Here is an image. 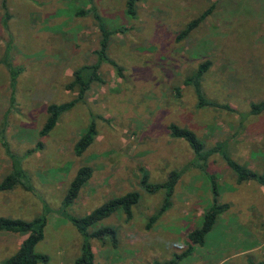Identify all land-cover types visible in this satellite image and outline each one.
I'll use <instances>...</instances> for the list:
<instances>
[{"label":"rangeland","instance_id":"374dc122","mask_svg":"<svg viewBox=\"0 0 264 264\" xmlns=\"http://www.w3.org/2000/svg\"><path fill=\"white\" fill-rule=\"evenodd\" d=\"M123 1L4 0V9L0 0V130L6 143L4 149L0 145V179L10 169L8 149L30 186L0 190V216H46L34 250L48 260L38 264H73L79 253L81 237L59 209L83 165L91 175L64 214L82 216L112 197L131 190L139 194L128 220L118 210L97 223L114 227L117 242L112 247L90 239L93 264H151L187 249L186 234L199 224L212 193L191 163L190 147L169 136L168 124L190 129L204 149L224 141L225 154L264 175V110L250 113V104L264 98V0H140L134 17L124 14ZM208 8L202 21L176 38ZM78 9L89 12L76 16ZM92 11L107 29L123 28L110 35L106 49L115 67L100 63V81L91 82L83 98L39 136L46 106L76 95V88H66L73 69L96 59L100 35ZM3 60L16 70L11 85ZM203 60L210 65L198 81L199 91L213 105L198 107L194 83L185 78ZM91 120L96 135L77 155L73 145ZM204 166L215 176L217 202L228 208L202 245H194L177 264L264 263L262 188L252 180L237 183L221 151ZM171 170L180 175L170 205L146 228L164 190L147 193L139 177L144 172L156 183ZM20 237L0 233V261Z\"/></svg>","mask_w":264,"mask_h":264},{"label":"trees","instance_id":"16d2710c","mask_svg":"<svg viewBox=\"0 0 264 264\" xmlns=\"http://www.w3.org/2000/svg\"><path fill=\"white\" fill-rule=\"evenodd\" d=\"M140 0H124V14L128 17H134L136 13V4ZM2 7L5 9L6 5L4 0L1 3ZM210 11V8L201 12L195 18L191 19L185 24V26L178 32L176 38L180 39L186 36L191 29H193L200 21L204 19L206 14ZM88 10L78 9L74 11V15L82 16L88 13ZM92 17L95 20L97 29L99 31V40L98 46L93 51L95 54V61L88 65H81L73 69L72 78L66 84V88L76 92L74 98L69 101L54 104L50 103L46 106V117L38 130V135H46L49 130L54 126L58 115L72 107V105L83 98L87 90L89 89L90 83L93 81H100V78L97 73V69L102 62H107L114 66V61L109 59L106 54V49L109 42L110 35L116 31H122L123 28L119 27L115 30H109L106 28L103 20L100 15L95 11L91 12ZM4 18H7V13L4 11ZM4 66L7 70L11 72L9 84L11 85L12 79L14 77V70L12 65L3 60ZM210 65L209 60H203L196 65L194 73L190 77L185 78V82H193L194 88L197 96V106L204 107L207 105H213L211 101L204 100L202 93L199 91V79L208 69ZM11 66V67H10ZM12 68V69H11ZM264 110V98L261 99L258 103L250 104V113L256 114ZM169 136L172 138L183 139L188 146L190 147L193 153L192 164H196L200 172L208 180L210 190L212 193V202L210 205L205 207L201 213V219L197 227L191 229L186 234L187 240V249L180 253L175 254L171 258L164 261H155L151 264H177L181 258L185 257L190 249L194 245H202L204 235L210 230L212 224L214 223L216 217L225 211L228 208L227 203L217 202V183L215 181V176L209 174L205 170L204 161L213 153L222 152L224 162L227 167L232 171L235 176V181L240 183L242 181H254L259 184L264 191V175L256 173L255 171L249 169L243 164H240L233 159H231L227 154L222 150L225 146L224 141H219L210 148H203L202 142L195 136V134L188 128L183 126H178L174 123L168 124L167 126ZM96 135V130L94 129V122L91 120L83 132L80 134L78 139L73 145V151L75 154L80 155L82 151L92 142L94 136ZM4 135L2 130H0V145L5 147L4 144ZM36 147L39 146V142L36 143ZM221 147V150H219ZM30 151V150H28ZM9 160H10V169L9 171L0 179V190H10L16 185H19L25 190H30L29 184L24 180L26 178L25 171L20 167V162L17 159L13 158V155L5 150ZM14 154V153H13ZM91 175V169L88 166H80L72 179L69 181L64 196L61 201V207L59 212L64 216V218L74 227L76 232L81 236V242L79 246V253L73 260V264H93V254L90 247V239H96L100 242H109L113 247L116 242V229L112 226L106 225H97V223L107 217L108 215L121 211L125 215L126 220L131 216V207L138 201L139 194L137 191H128L124 194L112 197L100 205L89 211L87 214L82 216H70L64 214L63 210L74 200L80 187L88 180ZM179 171L171 170L167 173L166 178L163 181L151 183L148 181L146 174L143 172L138 180V185L141 186L147 193H154L155 191L162 189L163 196L161 203L158 208L147 218L145 227L149 228L152 223L157 219V217L163 213L170 205V197L173 192L174 185L179 177ZM264 207V201H263ZM46 223V216L44 214H39L35 217H32L29 220H24L17 217H8L0 216V231L12 232L19 235H23V239L20 241L17 248L7 257L0 261V264H38L46 263L48 257L46 254L38 253L34 250V246L38 241L42 239L43 236V227ZM246 264H264L263 262L252 263L247 261Z\"/></svg>","mask_w":264,"mask_h":264},{"label":"crops","instance_id":"0c3cea01","mask_svg":"<svg viewBox=\"0 0 264 264\" xmlns=\"http://www.w3.org/2000/svg\"><path fill=\"white\" fill-rule=\"evenodd\" d=\"M9 167H10V165H9ZM259 187H261L259 184H257ZM262 188V187H261ZM262 192H263V198H264V191H263V189H262ZM227 210V209H226ZM123 214V213H122ZM124 215V214H123ZM217 218V217H216ZM126 220V219H125ZM128 220V219H127ZM0 233H10V232H5V231H0ZM21 237H20V239H19V242H18V245H19V243H20V241L23 239V235H20ZM81 237V236H80ZM81 242V241H80ZM17 245V246H18ZM17 246H16V248H17ZM80 246V245H79ZM92 251V250H91ZM93 254V253H92ZM246 264V263H245Z\"/></svg>","mask_w":264,"mask_h":264}]
</instances>
